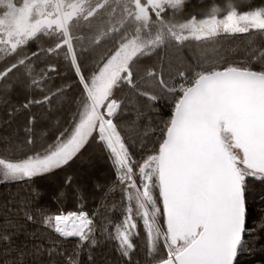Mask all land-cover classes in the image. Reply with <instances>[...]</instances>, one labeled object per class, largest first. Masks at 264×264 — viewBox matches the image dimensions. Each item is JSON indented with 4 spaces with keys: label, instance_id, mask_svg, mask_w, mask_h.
<instances>
[{
    "label": "snow or ice",
    "instance_id": "snow-or-ice-1",
    "mask_svg": "<svg viewBox=\"0 0 264 264\" xmlns=\"http://www.w3.org/2000/svg\"><path fill=\"white\" fill-rule=\"evenodd\" d=\"M187 2L0 0V264H236L264 237L248 201L264 184V6L210 0L181 18ZM61 62L75 95L56 83ZM94 145L116 177L101 204L121 212L99 229L87 211L52 213L40 187L58 181L54 200L82 205L67 173Z\"/></svg>",
    "mask_w": 264,
    "mask_h": 264
},
{
    "label": "trees",
    "instance_id": "trees-1",
    "mask_svg": "<svg viewBox=\"0 0 264 264\" xmlns=\"http://www.w3.org/2000/svg\"><path fill=\"white\" fill-rule=\"evenodd\" d=\"M210 0H188L185 5L184 12L181 18H186L189 15L196 13L200 14L201 12H207V5ZM217 3L223 4L224 0H216ZM233 3L239 9H247L250 5L264 6V0H233ZM86 37L85 43L87 44V30L85 29L83 33ZM253 36L252 33L248 34H237L231 36L228 39L218 38L220 40L221 51H224L229 45L235 48L237 45H243L246 42L247 37ZM255 42L259 43L261 37L256 35L254 37ZM47 40H45L46 42ZM195 42L193 47H195ZM34 42H30V48L32 50L36 49ZM103 51V49H100ZM147 59V58H146ZM91 67V62L89 63ZM60 76L57 78L56 83H69L72 85V88L69 89V92L73 95L76 94L78 86L75 84V77L70 68H67L63 62L59 64ZM66 73V75H65ZM23 96H14L13 100L19 104L24 101ZM143 115L140 118L139 125L141 128L148 126L149 120L155 118V112L149 106L146 97L138 98ZM159 105L163 107L164 112L171 111V105L168 101L162 98L158 101ZM0 117H4V113L0 111ZM71 112H66L65 115L61 118V125L57 127H52L49 132V137H52L56 134L58 127L63 125L65 119H70ZM6 118V117H4ZM132 113H129L126 119H132ZM6 127H0V134L6 132ZM21 135L23 133L21 132ZM84 160V161H83ZM83 160H80L75 163V165L70 169L69 173L74 177V183L82 186L88 193V198L81 205L75 198H70L65 200L63 203H58L54 200V187L59 189L61 187L58 181H49L43 180L40 182V187L43 190V200L42 202L47 206V208L52 213H57L58 211L62 212H71V211H87L90 216L95 215L94 224L97 226V229L101 225H108L111 221L118 218L121 215L119 205L115 209H112V201L109 198L104 204H101L103 199V190L112 185L115 182L114 169L112 168L110 162L108 161L104 151L97 145H94L91 149L87 151ZM87 176L86 178H83ZM99 185V189L97 188ZM13 188L16 185H12ZM4 186H0V191H3ZM116 199H119V194L116 195ZM249 207H250V224L257 223V217L261 212H264V184H261L258 181L253 182L250 189V195L248 197ZM109 209H111L109 211ZM98 213V214H97ZM141 236L144 235L142 227L140 228ZM107 252V248L104 249ZM109 255L115 259L117 254L115 251L109 253ZM236 264H264V237L256 235L251 242V248L246 249L244 252L240 253L237 256Z\"/></svg>",
    "mask_w": 264,
    "mask_h": 264
},
{
    "label": "rangeland",
    "instance_id": "rangeland-1",
    "mask_svg": "<svg viewBox=\"0 0 264 264\" xmlns=\"http://www.w3.org/2000/svg\"><path fill=\"white\" fill-rule=\"evenodd\" d=\"M45 40H47V38H45ZM83 161H84V160H83ZM86 177H87V176H84L83 178H86ZM53 189H54V195H55L58 189H57V187H54Z\"/></svg>",
    "mask_w": 264,
    "mask_h": 264
}]
</instances>
